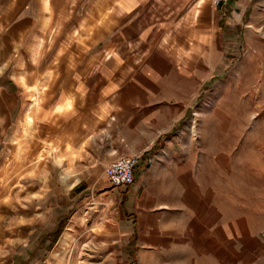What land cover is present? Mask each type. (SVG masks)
<instances>
[{
	"label": "crops",
	"instance_id": "0c3cea01",
	"mask_svg": "<svg viewBox=\"0 0 264 264\" xmlns=\"http://www.w3.org/2000/svg\"><path fill=\"white\" fill-rule=\"evenodd\" d=\"M262 9L264 0H0V264H26L32 239L78 225L86 178L119 154L140 156L135 181L105 191L130 263L264 264V237L246 212L234 215L230 166L206 167L184 135L233 33ZM32 161L36 186L12 196L9 179Z\"/></svg>",
	"mask_w": 264,
	"mask_h": 264
},
{
	"label": "rangeland",
	"instance_id": "374dc122",
	"mask_svg": "<svg viewBox=\"0 0 264 264\" xmlns=\"http://www.w3.org/2000/svg\"><path fill=\"white\" fill-rule=\"evenodd\" d=\"M245 28L243 34L233 33L229 62L219 65L218 75L204 88L195 112L186 120L184 135L200 143L206 167L210 168L214 159L218 164L227 162L233 180L234 215L241 210L246 212L250 227L264 237V9ZM33 164L28 162L22 176L9 179V194L15 196L24 189H34L37 181L32 173ZM92 170L86 178L89 189L74 210L79 224L69 231L63 224L56 225L50 231V239H32L25 246L26 264H89V259L90 264H95L103 262L113 251L119 256L114 257V264H134L133 258L130 263L123 256L131 244L119 239L114 226L118 225L119 208L105 192L113 187L104 166L99 164ZM62 201L56 203L57 219L68 215V207ZM109 225L114 231L107 241L99 230ZM36 229L39 236L41 230ZM68 234L70 239L65 241L63 237ZM92 247L100 248L98 259L89 256L94 255ZM38 250L41 255L30 257Z\"/></svg>",
	"mask_w": 264,
	"mask_h": 264
},
{
	"label": "built area",
	"instance_id": "2783aa9c",
	"mask_svg": "<svg viewBox=\"0 0 264 264\" xmlns=\"http://www.w3.org/2000/svg\"><path fill=\"white\" fill-rule=\"evenodd\" d=\"M213 4L228 3L230 0H210ZM139 155L119 154L104 166L107 180L113 187L131 185L135 181V170Z\"/></svg>",
	"mask_w": 264,
	"mask_h": 264
},
{
	"label": "bare ground",
	"instance_id": "6f19581e",
	"mask_svg": "<svg viewBox=\"0 0 264 264\" xmlns=\"http://www.w3.org/2000/svg\"><path fill=\"white\" fill-rule=\"evenodd\" d=\"M73 226L71 225L70 226V228H72ZM110 227V225L109 226H107V227H103V228H101L100 230H99V233H101V234H103L105 237H106V239H107V241L109 240V237H111L112 236V233H113V231H114V228H109ZM106 229L108 230V232H105L106 231ZM63 239L65 240V241H69V239H70V235L68 234V235H66V236H64L63 237ZM93 248V247H92ZM94 249V248H93ZM99 249L100 248H95L93 251H94V255H92V254H90L89 256L90 257H95V259L97 258L98 259V255L99 254H101V252L99 251ZM91 250V249H90ZM85 251H86V249H85ZM85 253V252H84ZM87 255V254H86ZM84 256V255H83ZM98 256V257H97ZM104 256V255H103ZM102 256V257H103ZM114 257H115V255H114V253H109V254H107V256L105 257V259L103 260V262H101V263H95V264H114ZM104 258V257H103ZM81 263V262H80ZM91 263V259H89V264Z\"/></svg>",
	"mask_w": 264,
	"mask_h": 264
}]
</instances>
